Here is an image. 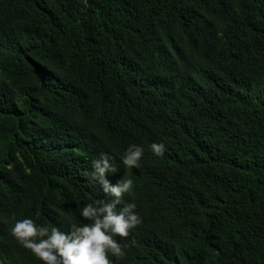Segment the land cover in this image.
<instances>
[{"label":"trees","instance_id":"1","mask_svg":"<svg viewBox=\"0 0 264 264\" xmlns=\"http://www.w3.org/2000/svg\"><path fill=\"white\" fill-rule=\"evenodd\" d=\"M102 154L141 219L112 264H264V0H0V264L113 199Z\"/></svg>","mask_w":264,"mask_h":264},{"label":"clouds","instance_id":"2","mask_svg":"<svg viewBox=\"0 0 264 264\" xmlns=\"http://www.w3.org/2000/svg\"><path fill=\"white\" fill-rule=\"evenodd\" d=\"M151 148L158 156L164 154V144L153 143ZM143 151L139 145H130L122 157L123 165L139 168ZM92 167L91 178L97 180L105 195L113 199L101 203V206L87 204L81 211L87 223L81 226L73 224L70 232H63L58 227L37 226L32 219L25 218L17 220L12 227L11 235L43 264H112L109 254L117 259L125 255L126 246L122 247L114 237H129L141 219L135 212V203L125 204L119 211L116 209L124 195L131 192L134 182L122 178L115 184L111 183L108 174L116 173L117 169L110 164L107 154L94 160Z\"/></svg>","mask_w":264,"mask_h":264}]
</instances>
